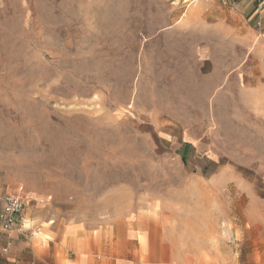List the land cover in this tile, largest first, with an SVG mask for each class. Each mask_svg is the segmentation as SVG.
<instances>
[{
	"label": "rangeland",
	"instance_id": "1",
	"mask_svg": "<svg viewBox=\"0 0 264 264\" xmlns=\"http://www.w3.org/2000/svg\"><path fill=\"white\" fill-rule=\"evenodd\" d=\"M262 32L228 0H0V190L89 225L147 212L178 232L154 253L171 264H254L264 138L243 129V40Z\"/></svg>",
	"mask_w": 264,
	"mask_h": 264
},
{
	"label": "crops",
	"instance_id": "2",
	"mask_svg": "<svg viewBox=\"0 0 264 264\" xmlns=\"http://www.w3.org/2000/svg\"><path fill=\"white\" fill-rule=\"evenodd\" d=\"M228 1L244 20L263 31L243 40L254 44L251 61L243 64V105L249 114L243 129H256L264 138V10L259 0ZM257 165L264 170V163ZM3 193L0 190V196L7 195ZM243 193L247 195L248 190ZM23 201L25 211L18 229L5 232L0 227V264H171L154 253L168 251L178 232L163 227L147 212L130 211L122 222L112 214L117 221L104 227L101 222L89 225L72 205H57L42 195H28ZM95 218L102 219L103 213L96 212ZM140 236H144L143 244ZM261 243L264 250V239ZM196 261L199 264L194 258L192 264ZM254 264H264V256Z\"/></svg>",
	"mask_w": 264,
	"mask_h": 264
},
{
	"label": "built area",
	"instance_id": "3",
	"mask_svg": "<svg viewBox=\"0 0 264 264\" xmlns=\"http://www.w3.org/2000/svg\"><path fill=\"white\" fill-rule=\"evenodd\" d=\"M260 8H264V0H259ZM261 27V23L257 24ZM25 211V202L14 195L0 196V227L9 232L18 229L19 221Z\"/></svg>",
	"mask_w": 264,
	"mask_h": 264
}]
</instances>
